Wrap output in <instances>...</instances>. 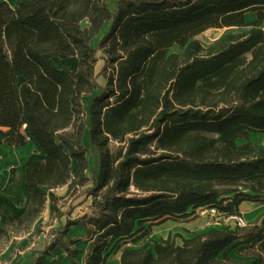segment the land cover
<instances>
[{"label":"trees","instance_id":"obj_1","mask_svg":"<svg viewBox=\"0 0 264 264\" xmlns=\"http://www.w3.org/2000/svg\"><path fill=\"white\" fill-rule=\"evenodd\" d=\"M16 5L0 0V144L15 145L25 126L46 159L26 167L24 215L1 207L0 235L29 228L49 203L60 228L36 264H62L47 259L56 245L80 264L78 245L92 239L85 264H107L117 250L120 264H241L229 255L239 245L256 248L251 264H264V224L129 246L201 207L229 216L242 214L244 201L264 204V147L250 141L264 133V0H119L117 12L107 0ZM107 20L111 29L93 46ZM225 27L247 30L207 47L197 38ZM73 56L74 71L55 62ZM63 186L91 196V213L63 223L54 191ZM72 225L88 238L66 239Z\"/></svg>","mask_w":264,"mask_h":264},{"label":"crops","instance_id":"obj_2","mask_svg":"<svg viewBox=\"0 0 264 264\" xmlns=\"http://www.w3.org/2000/svg\"><path fill=\"white\" fill-rule=\"evenodd\" d=\"M6 1L10 3L14 8L17 6L16 0ZM107 4L112 12H117L119 8V0H107ZM245 17L248 22H253L257 19L256 13L251 11L247 12ZM88 25V20H84L82 22L83 28L87 27ZM111 26L112 21L107 20L104 23L101 31L92 39L91 43L93 46H97L99 44L102 37L111 29ZM218 29L229 30V32L233 33H242L247 30V28L240 27H225ZM55 62L61 69L74 71L78 68L79 60L78 57L73 56L66 59L56 58ZM102 62L103 60H100L98 62L96 67L97 71H99L103 66L104 62ZM100 82L102 83V85H104L105 79H100ZM100 91V89L96 90L93 95L100 93ZM83 141L85 146L88 147L90 144L89 129H86ZM250 141L257 144L264 142V133H252L250 135ZM45 159V152L41 150L38 145L27 135L25 126L22 128L19 141L15 145L0 144V210L2 206L6 207L14 218H18L24 215L30 202V195L25 186L26 167L33 161L41 162ZM58 189L63 190V200H66L65 204H68V206H70V203L73 202V200L77 196H75L74 194H67L68 186H63L61 188H57V190ZM84 202H87L88 206L91 205L92 197L87 194L79 196L77 207L75 208L77 210L75 211L74 209V214L76 215H74V217H70L69 215L70 219L78 218L86 213H89V207L84 210ZM62 209L64 210V207H62ZM47 211H50L49 203L47 204L44 212L36 219V221L32 225H30V227L24 232L22 236H19L20 246L17 249H13V246H8V248L4 250V252H2V254L4 253L6 257L10 256L8 258L9 264H36L37 261L43 257L45 251L49 248L50 244L54 240V238H52L54 235H49V229L43 228L40 233H36V230L38 229L39 219L43 215H45ZM240 211L244 215H250L254 212H257L258 214L260 213V220L257 223L259 225H261V223L264 224V204L252 201H244L240 205ZM71 213L72 212H70V214ZM63 217H66V214ZM63 217L61 218V220L63 223H65L66 221L64 222ZM208 220L209 217L206 214H202L200 209L198 208L196 212L188 218L167 219L161 223L158 222V224H156L153 229L154 231L160 230L161 232H163V234L161 233L163 235V239H168L169 235L177 230L179 232V236L183 239V237L188 238L186 234L194 235L196 233L204 232L210 228H223L227 225H230V223L225 220L224 224L223 222L221 223L219 221H213L208 224ZM15 230L16 229H10L8 231V235H11V231ZM10 237L12 241L13 239L18 238V236ZM65 238L86 240L88 236L86 230L83 227L72 225L69 227L68 233ZM94 241L95 239H92L86 243L82 242L78 245L83 249V252L77 257V260L80 264H85ZM65 257L66 252L59 245H56L51 250V254L47 256V259L54 262L56 259L62 258V264H70L69 260ZM120 257L121 251L118 250V252H114L110 255L107 264H111V260H115L114 264H120Z\"/></svg>","mask_w":264,"mask_h":264},{"label":"rangeland","instance_id":"obj_3","mask_svg":"<svg viewBox=\"0 0 264 264\" xmlns=\"http://www.w3.org/2000/svg\"><path fill=\"white\" fill-rule=\"evenodd\" d=\"M228 32H229V30L211 28V29H208V30L204 31L203 33L199 34L197 36V38L202 42V44L204 46L207 47V46L215 43L219 39H221ZM175 50H178V47H176ZM99 79L102 80L103 78L100 77ZM86 143H88V142H86ZM263 143L264 142H261L258 145L264 147ZM118 147H120V144L117 141L113 140L111 142V144H110L111 150L116 152ZM87 156H88V161H89V168L87 169L86 174L91 176L93 174V171H94L95 166H96V163H95L96 162V157L93 154H91V153H88ZM74 166H75V164H74ZM91 184H92V182L90 181L84 188H81V190L89 187ZM55 193L58 196L63 197L62 196V194H63V190L62 189H58V190L55 189ZM73 194H75V196H77L78 190L75 191ZM78 197L79 196H77L73 200V202L70 203V206H68V204H65L66 200H63V199L60 200L59 203H60L61 207H64L63 211L66 214V217H63L64 218V222L67 221L66 219H70L69 215H70V217H74V215H76V214H74V212L77 210L75 208L77 207ZM83 205H84V210L87 209V207H89L90 208L89 213H91L92 205L88 206L87 202H84ZM74 209H75V211H74ZM70 212H72V213L70 214ZM259 215H260V213L258 214L257 212L256 213L255 212L251 213L250 215H247V214L244 215L245 219L247 220L248 226H252V225L258 224L257 222L260 220V216ZM224 220L228 221L231 226H234L231 223V221L226 220V219H222L219 222H221V223L223 222V224H224L225 223ZM59 226H60V222L56 218V216H53L50 211H47L46 214L43 215L39 219L38 229L36 230V233H40L43 230V228H44V229H49V235H50V234H52V231H56L59 228ZM27 229H28V227H21L19 229H16L15 231H11V235H8V233L0 235V264H5V263L9 264L8 263L9 262L8 258L10 256L6 257L4 255V253L2 254V252H4V250H6L8 248V246L9 247L13 246V249H17L20 246V237L19 236H22ZM13 232H15V233H13ZM161 233L163 234V232H161L160 230L154 231V229H153V232L151 233V235H149V236H147L145 238H141L137 242H134L133 240H131L129 246L130 247H144V246L152 245L153 240H155V239H157V240L163 239V235ZM186 235H187V237H192L193 236V235H188V234H186ZM10 236H18V238L17 239H13V241H12ZM166 236H167V234H166ZM52 238H54V236ZM168 239H170L171 242H175L177 244L183 243V239H182V237L179 236V232L177 230L175 232H173L172 234H170ZM115 252H118V250L115 251ZM255 254H257L256 248H253V247L252 248H244L243 245L236 246L229 253V255L231 257H233L235 259H238V260H241L242 261L241 264H251L256 258ZM115 258H116V256H115ZM110 262H111V264H114L115 260H111Z\"/></svg>","mask_w":264,"mask_h":264},{"label":"built area","instance_id":"obj_4","mask_svg":"<svg viewBox=\"0 0 264 264\" xmlns=\"http://www.w3.org/2000/svg\"><path fill=\"white\" fill-rule=\"evenodd\" d=\"M263 146H264V143H263ZM199 209L202 214H206L209 217L208 224H210L214 220L220 221L222 219H226V220L231 221V223L234 226H239V227L248 226L247 220L245 219V216L243 214H234V215L225 216L216 208L201 207Z\"/></svg>","mask_w":264,"mask_h":264}]
</instances>
